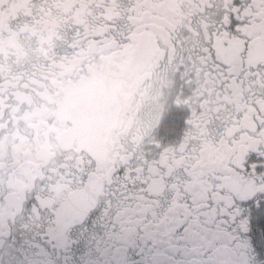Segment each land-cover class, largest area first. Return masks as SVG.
Instances as JSON below:
<instances>
[{"label": "snow or ice", "instance_id": "obj_1", "mask_svg": "<svg viewBox=\"0 0 264 264\" xmlns=\"http://www.w3.org/2000/svg\"><path fill=\"white\" fill-rule=\"evenodd\" d=\"M10 9L174 64L189 82L246 74L264 87V0H0L9 24ZM231 119L169 147L140 138L0 169V264H264V114L251 139ZM184 122L173 114L170 138Z\"/></svg>", "mask_w": 264, "mask_h": 264}, {"label": "flooded vegetation", "instance_id": "obj_2", "mask_svg": "<svg viewBox=\"0 0 264 264\" xmlns=\"http://www.w3.org/2000/svg\"><path fill=\"white\" fill-rule=\"evenodd\" d=\"M8 15L11 24L7 16L0 17V169L4 171L81 150L115 153L140 138L169 147L188 137L195 139L218 115L232 118L234 130L251 139L248 131L254 130V118L264 114V87L246 74L223 88L222 79L207 76L193 75L189 82L188 72L178 74L174 64L119 50L111 41L79 40L55 16L40 27L28 19L16 21L15 9ZM97 79L112 84L118 94V120L93 139L70 140L73 125L63 118L62 106L80 84ZM177 111L185 122L170 138L169 125ZM92 140L104 148L84 149L83 142ZM7 183L0 177V189Z\"/></svg>", "mask_w": 264, "mask_h": 264}, {"label": "water", "instance_id": "obj_3", "mask_svg": "<svg viewBox=\"0 0 264 264\" xmlns=\"http://www.w3.org/2000/svg\"><path fill=\"white\" fill-rule=\"evenodd\" d=\"M112 88V84L97 79L88 84H80L68 94L61 114L73 125L69 133L70 140L80 137L93 139L107 131L109 122L113 120L117 122L121 111V107L118 106L120 99ZM83 143L84 149L92 151L104 148L93 140L90 143Z\"/></svg>", "mask_w": 264, "mask_h": 264}]
</instances>
